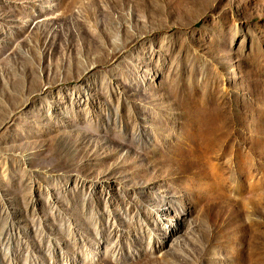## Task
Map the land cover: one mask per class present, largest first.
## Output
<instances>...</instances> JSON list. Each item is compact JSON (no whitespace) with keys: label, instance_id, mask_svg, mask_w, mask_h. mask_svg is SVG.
<instances>
[{"label":"rangeland","instance_id":"1","mask_svg":"<svg viewBox=\"0 0 264 264\" xmlns=\"http://www.w3.org/2000/svg\"><path fill=\"white\" fill-rule=\"evenodd\" d=\"M0 264H264V0H0Z\"/></svg>","mask_w":264,"mask_h":264}]
</instances>
